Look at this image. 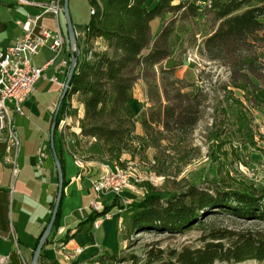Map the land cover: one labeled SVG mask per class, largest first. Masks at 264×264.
<instances>
[{
    "label": "trees",
    "instance_id": "obj_1",
    "mask_svg": "<svg viewBox=\"0 0 264 264\" xmlns=\"http://www.w3.org/2000/svg\"><path fill=\"white\" fill-rule=\"evenodd\" d=\"M94 9L96 12L86 25L83 53L79 47L73 49L67 43L69 56L77 63L58 116L56 134L66 114L78 117V108L72 105L73 98L78 97L85 112L80 119V136L86 140L81 142L73 134L75 145L80 148L95 139L104 151L105 162H119L126 153L163 147L164 152L157 154L155 161L161 162L171 149L181 153L186 162L191 154L200 157L199 147L186 149L205 115L209 98L202 89L177 77L180 64L170 67L164 64L173 56L172 38L178 25L202 17L212 30L197 44L198 50L210 61L228 67V83L244 93L242 100L231 91L226 92L229 95L225 99V115L231 112L237 123L230 135H238L244 145H256L250 109L264 105V99L258 95L264 90V64L257 56V51L264 48V0H108ZM163 18L166 21L154 32L153 24ZM140 81L146 83L151 106L138 117L131 101ZM139 122L143 135L137 133ZM223 132L215 131L220 147L230 143L222 140ZM260 151L264 155V148ZM60 160L64 173L62 157ZM159 173L164 172L160 169ZM67 184L64 176V191ZM146 185L144 198L130 204L127 210L131 234L144 231L182 234L200 228L204 219L221 213L264 224V189L192 185L183 192L165 194L151 183ZM64 191L55 227L59 225ZM115 205L93 213L89 221L93 222ZM160 260L161 255L152 257L148 263H171H158ZM250 261L264 262V228L213 229L205 235L202 246L178 252L174 264Z\"/></svg>",
    "mask_w": 264,
    "mask_h": 264
},
{
    "label": "crops",
    "instance_id": "obj_2",
    "mask_svg": "<svg viewBox=\"0 0 264 264\" xmlns=\"http://www.w3.org/2000/svg\"><path fill=\"white\" fill-rule=\"evenodd\" d=\"M52 0H0V49L18 44L24 37L23 23L29 13L39 14L38 4H48ZM160 21V20H159ZM40 25L51 30L61 29L65 37L63 13L56 18L45 15ZM75 30L79 28L75 27ZM80 31V30H79ZM82 33V32H81ZM86 38V30L84 32ZM85 41V40H84ZM66 51V57L69 56ZM48 47H43L35 61L43 65L52 58ZM49 76L56 75L59 82L67 81L64 69L54 67L48 70ZM62 96L59 83L46 79L39 83L35 92L24 104V114L13 110L11 116L22 140L20 150L9 149L5 141H0V245L11 256L19 249L27 257L33 255L34 248L49 224L59 193L60 176L54 156L51 151V126L55 111ZM79 115L72 119L73 126L68 130L67 140L72 144V152L66 148V141L57 132L56 148L65 166V187L62 213L59 225L56 226L43 248L39 264H89L100 253L110 252L119 247L120 224L108 220L99 229L93 227L89 217L94 213L90 208L92 196L88 189L92 181L99 179L105 173L102 164L105 162L104 151L94 139L87 145L76 147L75 137L81 142L80 119L84 116V105L78 101ZM131 105L138 117L151 106L147 94V86L140 81L134 89ZM137 133L143 135L139 122ZM74 155L85 161L81 169ZM128 154L122 156V161L129 160ZM17 160L19 172L15 173L13 161ZM134 190H129L123 197L132 204ZM104 207L116 204L111 210L122 206L121 198L107 194L99 199ZM83 214H82V211ZM17 215V217H16ZM114 218H118L117 216ZM118 237V238H117ZM13 241L17 246L13 245ZM82 253H77L78 248ZM15 250H14V249ZM34 256V255H33Z\"/></svg>",
    "mask_w": 264,
    "mask_h": 264
},
{
    "label": "rangeland",
    "instance_id": "obj_3",
    "mask_svg": "<svg viewBox=\"0 0 264 264\" xmlns=\"http://www.w3.org/2000/svg\"><path fill=\"white\" fill-rule=\"evenodd\" d=\"M108 0H70V16L74 27L79 28L82 37H78L75 47L80 48L83 53L86 41L84 32L86 25L92 17V10L107 3ZM168 18V17H166ZM166 18L157 20L153 24L154 32H158ZM63 21L66 35L68 37L67 18L63 12ZM211 24L204 18L199 17L190 22L180 23L177 32L172 38L173 56L164 65L170 67L176 63L180 64L176 75L186 83L202 89L204 84H208L214 91L211 96L204 93L209 98L208 108L203 119L194 130L189 146L186 150L195 147L201 149L200 157L196 153L191 154V159L186 162L182 159L181 153L169 150L163 155L161 162L155 161L157 154L164 152L162 149L149 148L146 151L126 153L130 157L127 161L112 162L119 168H128L132 162L139 164V171L143 178L151 172L163 178L156 186L165 194L180 193L189 186L197 185L206 188L217 186L232 187L235 190H249L256 188L264 189V155L260 151L264 148V105L258 108H251V126L255 135L256 145H244L239 140V136L230 135L237 128L234 122V115L224 111L226 107V92L231 91L235 98L245 100L243 91L231 87L229 81L230 70L219 62L210 61L205 54L197 49V44L203 37L211 32ZM197 42V43H196ZM196 43V45H195ZM66 45V50L68 51ZM259 62L264 64V48L257 51ZM259 83V82H258ZM228 85V89H224ZM204 90V89H202ZM258 95L264 99V90L259 91ZM78 98V97H77ZM72 105L77 106V99L72 100ZM12 107V104H10ZM225 112V113H224ZM74 118V117H73ZM71 118V120L73 119ZM230 120H227V119ZM228 123L230 127L225 128ZM73 126V121H71ZM71 127L67 128V135ZM222 132V140L230 143L220 147L216 140V130ZM68 137V136H67ZM163 146H166L163 143ZM169 157V158H168ZM167 161L166 164H163ZM161 169L162 174L159 173ZM145 182L135 188L134 199L141 201L144 198L147 185ZM126 190L123 194H126ZM137 202V201H135ZM130 207V205H129ZM17 217V215H16ZM116 224H120L119 218H114ZM200 228H194L186 233L172 234L168 232L144 231L131 234L128 229L129 216L127 212L122 215L120 224L119 247L106 253L101 264H149L152 257L162 256L161 262H176V254L185 249H194L203 245L206 234L213 229L230 230H259L264 228V224L259 221H248L234 218L226 214H216L203 220ZM118 238V237H117ZM13 245L16 242L13 241ZM14 249V248H13ZM15 250V249H14ZM14 256L5 251L4 246L0 245V264H34V256H26L24 253H16ZM116 258V260L114 259ZM39 264V261L36 263ZM100 264V263H99ZM153 264H156L153 263ZM221 264V263H217ZM243 264H264L250 261Z\"/></svg>",
    "mask_w": 264,
    "mask_h": 264
},
{
    "label": "built area",
    "instance_id": "obj_4",
    "mask_svg": "<svg viewBox=\"0 0 264 264\" xmlns=\"http://www.w3.org/2000/svg\"><path fill=\"white\" fill-rule=\"evenodd\" d=\"M38 5L41 8V13H29L22 25L24 30L23 39L18 44L5 50L0 49V141H5L9 149L13 150H20L22 140L11 116V111L13 110L21 115L24 114L25 102L35 92L39 83L46 79L59 83L63 93L66 82H59L56 75L49 76L48 70L58 67L64 69L68 76L72 65V58L66 57V45L70 43L61 29L51 30L40 25V20L45 15L59 18L61 13L64 12V0H52L48 4ZM95 12L96 10L93 9L92 14H95ZM81 35V31L76 30L77 42L78 37L83 38ZM76 45L77 43L70 44V47L75 49ZM43 47H48L53 55L46 63L39 65L35 59ZM201 85H203V91L212 97L214 91L211 86L204 84V82H201ZM10 104H12V107ZM71 121V117L66 114L60 122L58 132L65 139L68 151L72 152L74 142L67 140V128L71 126ZM74 158L76 164L84 169L85 161L76 155H74ZM12 164L14 172L18 173L20 168L17 160L13 161ZM102 167L105 170L104 175L92 181L88 189L93 198L90 208L95 213L102 212L105 207L99 199L107 194H113L117 198H121L122 206L97 218L93 223L94 228H99L105 221L112 220L116 216L119 218L120 224L122 223V215L127 212L130 205L123 197L126 190H135L145 182L157 185L163 179L152 172L146 178H143L138 168L139 164L136 162H132L126 169L119 168L112 162H104ZM17 252L21 253L19 249ZM81 252L82 249L78 248L77 253Z\"/></svg>",
    "mask_w": 264,
    "mask_h": 264
},
{
    "label": "water",
    "instance_id": "obj_5",
    "mask_svg": "<svg viewBox=\"0 0 264 264\" xmlns=\"http://www.w3.org/2000/svg\"><path fill=\"white\" fill-rule=\"evenodd\" d=\"M69 4H70V0H64V13H65L66 18H67L68 39H69V43L71 45H73V44L77 43V36H76L75 27L73 26V23H72V20H71ZM76 63H77V61L73 60L72 65H71V69H70V72H69V75H68V79L66 81V85H65L64 91L62 93L61 99H60V101L58 103V106H57V109L55 111L53 122H52V126H51V151H52V154L54 156V159H55V162H56V166L58 168L59 176H60L59 193H58L57 202L55 204V207H54L50 222H49V224H48V226H47V228H46V230H45V232L43 234V237H42V239H41L36 251H35L34 264H36L38 262L39 257L41 255V252H42L43 248L45 247L46 243L48 242V240H49V238H50V236H51V234H52V232H53V230L55 228V224H56V220H57V216H58V211H59L61 200H62V197H63L64 173H63V169H62L60 156H59L57 148H56V127H57L58 116H59V113H60V110H61V107H62V103H63L64 99L67 97V95L69 93L70 83H71L73 74H74L75 69H76ZM96 213H99V212H96ZM99 217H97V218H99ZM94 221H93V223H94ZM99 228H95V229H99ZM81 249H82V252H83V248H81ZM106 253H108V252L100 253V255H98V257L95 260L90 261L89 264H99V263L101 264L103 262V258L102 257H104L106 255Z\"/></svg>",
    "mask_w": 264,
    "mask_h": 264
}]
</instances>
